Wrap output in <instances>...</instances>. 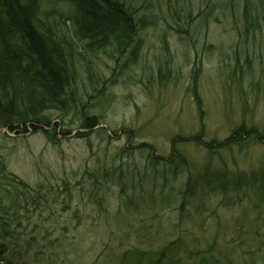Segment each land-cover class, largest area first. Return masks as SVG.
Wrapping results in <instances>:
<instances>
[{"label":"rangeland","instance_id":"rangeland-1","mask_svg":"<svg viewBox=\"0 0 264 264\" xmlns=\"http://www.w3.org/2000/svg\"><path fill=\"white\" fill-rule=\"evenodd\" d=\"M124 1L133 6L138 27L122 51L112 44L92 52L76 46L81 110L94 114L98 124L79 127V111L49 110V125L37 124L36 130L0 128V169L43 186L49 197L61 181L72 189L67 209L60 192L50 216L46 207L22 219L27 227L21 241L34 236L42 246L25 264H132L133 258L124 257L128 248L148 247L151 256L144 260H155L167 241L179 251L202 250L194 264H261L264 0ZM63 26L69 34V21ZM240 129L243 140L236 142ZM156 157V171L164 161L183 157L190 171L207 165L249 177L225 194L196 190L182 213L179 197L175 204L160 201L168 187L150 189L163 180L156 173L137 188L128 183L123 194L111 182L95 189L94 170L138 168ZM185 177L167 180L176 191ZM176 250L166 249L159 264H168Z\"/></svg>","mask_w":264,"mask_h":264},{"label":"trees","instance_id":"trees-1","mask_svg":"<svg viewBox=\"0 0 264 264\" xmlns=\"http://www.w3.org/2000/svg\"><path fill=\"white\" fill-rule=\"evenodd\" d=\"M134 14L133 6L124 0H0V128L14 132L20 128L27 131L28 126L36 130L37 124L49 125L50 119L44 117L49 110L79 111V127L96 126V116L81 110L83 103L76 89V46L92 52L112 44L122 51L136 34L138 26ZM65 21L70 23L69 34L63 26ZM195 83L196 76L192 92L200 114L202 102L194 88ZM242 134L241 129L235 132L234 140L242 141ZM158 161L157 157L156 160L147 158L146 163L138 168L121 165L113 170L98 168L93 174L94 187L104 189V185L111 182L119 185L123 194L128 183L137 188L147 176L154 179L156 173L163 180L160 187L153 181L150 189L162 192L168 187L167 194H162L160 201L166 205L175 204L179 197L177 209L182 213L190 205L196 190L205 194L216 191L225 194L237 189L241 181H246L241 178L249 177L242 171L228 173L207 165H193L190 171L183 157L164 161V166L156 171ZM182 173L186 177L175 191L174 186L169 185L167 175L175 178ZM230 176L240 179H231ZM0 181V264H25V258L33 253L36 255L42 246L34 236L21 241V231L27 227L22 226V219L29 221L32 212L39 210L42 214L46 207L50 208V216L60 192L66 195L59 203L67 209L72 200V189L68 181H61L56 187L57 193L53 191L49 197L43 186H31L4 168L0 169ZM89 195L91 197L93 193ZM100 198L94 195L93 201L101 205ZM35 227L36 222L30 228ZM174 247L177 250L167 259L168 264H194L193 259L199 255L202 257V250L179 251L180 246L172 241H167L156 252L155 260H144L151 254L144 251L150 249L148 247L132 246L125 251L124 257L133 258L132 264H159L165 258L166 249L172 253Z\"/></svg>","mask_w":264,"mask_h":264},{"label":"bare ground","instance_id":"bare-ground-1","mask_svg":"<svg viewBox=\"0 0 264 264\" xmlns=\"http://www.w3.org/2000/svg\"><path fill=\"white\" fill-rule=\"evenodd\" d=\"M135 15H136V13L134 14V19H136V16Z\"/></svg>","mask_w":264,"mask_h":264}]
</instances>
